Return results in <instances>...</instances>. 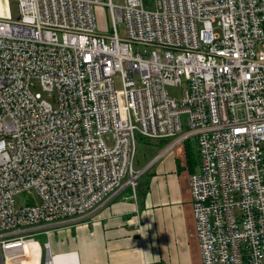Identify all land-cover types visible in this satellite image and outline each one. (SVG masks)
<instances>
[{
	"label": "built area",
	"instance_id": "1",
	"mask_svg": "<svg viewBox=\"0 0 264 264\" xmlns=\"http://www.w3.org/2000/svg\"><path fill=\"white\" fill-rule=\"evenodd\" d=\"M100 4L109 34L97 30ZM16 5L14 17L0 0V264H25L36 235L135 191L147 168L134 167L137 137L172 140L157 157L195 141L201 263L264 264V0Z\"/></svg>",
	"mask_w": 264,
	"mask_h": 264
},
{
	"label": "crops",
	"instance_id": "2",
	"mask_svg": "<svg viewBox=\"0 0 264 264\" xmlns=\"http://www.w3.org/2000/svg\"><path fill=\"white\" fill-rule=\"evenodd\" d=\"M171 141L151 140L155 154L135 191L124 186L82 221L39 234L49 248L38 241L37 264H202L188 183L199 167L197 145L188 140L198 164L192 170L188 141L157 157Z\"/></svg>",
	"mask_w": 264,
	"mask_h": 264
},
{
	"label": "rangeland",
	"instance_id": "3",
	"mask_svg": "<svg viewBox=\"0 0 264 264\" xmlns=\"http://www.w3.org/2000/svg\"><path fill=\"white\" fill-rule=\"evenodd\" d=\"M6 1H7V4H9V7H8L9 13L12 14V16L16 17L17 14H18L16 0H6ZM102 1L103 2H107L108 0H102ZM112 1L115 4H122L124 0H112ZM144 1H145L146 7L153 8L155 0H144ZM94 14H95L97 30L99 32H101V33H104V34L111 33V31H112L111 25L112 24H111V19H110L109 7L106 6V5H101V4L100 5H96L95 9H94ZM117 31H118V35H119L120 38H125V35H126L125 26H124V24L122 22L117 25ZM216 31L218 32L219 30L217 29ZM115 86L117 88L120 87V83H119L118 80L115 82ZM36 89L38 91H40L42 93V96L44 98H46L49 102L54 103V98L49 96L47 92L42 91L39 86L36 87ZM166 91L171 96H175V97H180L181 96V87L166 86ZM103 139H104L105 143L109 147H113L114 140L112 138L111 133L104 134L103 135ZM136 139H137L136 140V155H135L134 167L135 168H140V167L144 166L143 164H146L147 162H149L153 158V156L155 154L154 153L155 150L150 147V145L152 143L149 144L148 141L142 140L139 137H137ZM182 150L178 151L177 155L176 154L175 155L180 157V158H183L184 156H183V151ZM195 158H196V156H195ZM198 158H199V155H198ZM154 163H155V161H154ZM154 163H152V164H154ZM151 165H150V167H151ZM195 165L197 167L198 164L195 163ZM147 169L144 170L142 175L139 177V180H137L136 187H138L139 182L142 181L143 175L146 173ZM197 170H195V171H197ZM31 198L32 197H31L30 194L24 192V193L18 194L16 196V203L17 204L24 203L25 201H30ZM34 239H37L39 242L42 243L44 238L41 235H36L34 237Z\"/></svg>",
	"mask_w": 264,
	"mask_h": 264
},
{
	"label": "bare ground",
	"instance_id": "4",
	"mask_svg": "<svg viewBox=\"0 0 264 264\" xmlns=\"http://www.w3.org/2000/svg\"><path fill=\"white\" fill-rule=\"evenodd\" d=\"M25 254L26 258L23 259V263L25 264H37L38 263V244L34 242H28L25 244Z\"/></svg>",
	"mask_w": 264,
	"mask_h": 264
},
{
	"label": "trees",
	"instance_id": "5",
	"mask_svg": "<svg viewBox=\"0 0 264 264\" xmlns=\"http://www.w3.org/2000/svg\"><path fill=\"white\" fill-rule=\"evenodd\" d=\"M139 138H141L142 140L148 141V143L151 142V140H149V139H145V138H142V137H139ZM188 143H189V141L186 142L187 159H188L189 164L191 165V166L189 165L190 166V169L193 170L194 169V165H195L197 159L195 158L196 154L193 152L192 149H190V145ZM136 184H137V182H136Z\"/></svg>",
	"mask_w": 264,
	"mask_h": 264
}]
</instances>
